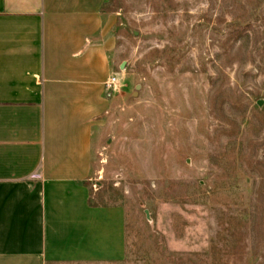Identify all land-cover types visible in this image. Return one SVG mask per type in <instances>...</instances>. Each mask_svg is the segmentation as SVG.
I'll list each match as a JSON object with an SVG mask.
<instances>
[{
    "label": "rangeland",
    "instance_id": "374dc122",
    "mask_svg": "<svg viewBox=\"0 0 264 264\" xmlns=\"http://www.w3.org/2000/svg\"><path fill=\"white\" fill-rule=\"evenodd\" d=\"M103 10L119 83L87 184L125 209L126 257L68 264H264V0Z\"/></svg>",
    "mask_w": 264,
    "mask_h": 264
},
{
    "label": "crops",
    "instance_id": "0c3cea01",
    "mask_svg": "<svg viewBox=\"0 0 264 264\" xmlns=\"http://www.w3.org/2000/svg\"><path fill=\"white\" fill-rule=\"evenodd\" d=\"M107 2L0 0V264L126 257L125 209L87 184L117 76Z\"/></svg>",
    "mask_w": 264,
    "mask_h": 264
},
{
    "label": "built area",
    "instance_id": "2783aa9c",
    "mask_svg": "<svg viewBox=\"0 0 264 264\" xmlns=\"http://www.w3.org/2000/svg\"><path fill=\"white\" fill-rule=\"evenodd\" d=\"M118 83H119V79L115 75V76H112L110 80L106 83V87L107 89H115Z\"/></svg>",
    "mask_w": 264,
    "mask_h": 264
},
{
    "label": "water",
    "instance_id": "95a60500",
    "mask_svg": "<svg viewBox=\"0 0 264 264\" xmlns=\"http://www.w3.org/2000/svg\"><path fill=\"white\" fill-rule=\"evenodd\" d=\"M123 67H124V65L121 66V68H123ZM140 88H141V85H137V86H136V93H134L135 96H137V94H138L137 91H138ZM262 104H263L262 101H259V102H258V105H259V106H262ZM146 213H147V215H148V217H149L148 212H146Z\"/></svg>",
    "mask_w": 264,
    "mask_h": 264
}]
</instances>
